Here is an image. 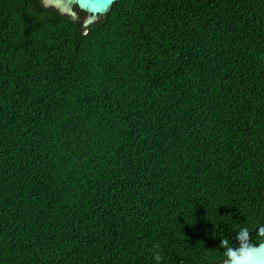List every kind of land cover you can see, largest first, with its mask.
<instances>
[{
  "label": "trees",
  "instance_id": "16d2710c",
  "mask_svg": "<svg viewBox=\"0 0 264 264\" xmlns=\"http://www.w3.org/2000/svg\"><path fill=\"white\" fill-rule=\"evenodd\" d=\"M73 11L0 0V264H221L239 228L256 243L264 0Z\"/></svg>",
  "mask_w": 264,
  "mask_h": 264
},
{
  "label": "clouds",
  "instance_id": "9594fccd",
  "mask_svg": "<svg viewBox=\"0 0 264 264\" xmlns=\"http://www.w3.org/2000/svg\"><path fill=\"white\" fill-rule=\"evenodd\" d=\"M257 242L253 243L252 231L248 227L239 228L236 233V245H232L229 238L221 239L220 247L223 249L221 264H256L255 258L264 244V225H258L255 229ZM158 247V246H154ZM154 259L160 264L163 257L159 251L154 252Z\"/></svg>",
  "mask_w": 264,
  "mask_h": 264
},
{
  "label": "water",
  "instance_id": "95a60500",
  "mask_svg": "<svg viewBox=\"0 0 264 264\" xmlns=\"http://www.w3.org/2000/svg\"><path fill=\"white\" fill-rule=\"evenodd\" d=\"M118 0H41L42 5L45 7H52L59 13L67 15L73 19L77 18L76 13L73 11L75 6L79 11L84 13L79 22L81 27H86L94 22L99 16L104 15L110 6ZM256 264H264V244L260 245V250L255 258Z\"/></svg>",
  "mask_w": 264,
  "mask_h": 264
},
{
  "label": "snow or ice",
  "instance_id": "6c2138e0",
  "mask_svg": "<svg viewBox=\"0 0 264 264\" xmlns=\"http://www.w3.org/2000/svg\"><path fill=\"white\" fill-rule=\"evenodd\" d=\"M107 2H110V0H107Z\"/></svg>",
  "mask_w": 264,
  "mask_h": 264
}]
</instances>
